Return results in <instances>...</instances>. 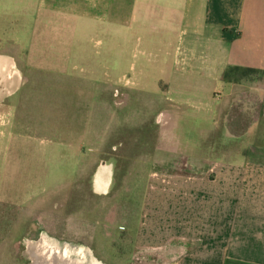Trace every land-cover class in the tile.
Segmentation results:
<instances>
[{
    "label": "crops",
    "instance_id": "obj_1",
    "mask_svg": "<svg viewBox=\"0 0 264 264\" xmlns=\"http://www.w3.org/2000/svg\"><path fill=\"white\" fill-rule=\"evenodd\" d=\"M10 17H33V31L45 39V48L57 31L74 30L69 19L96 24L112 38L103 56L112 51L115 59L129 57L137 79L152 65L163 75V107L148 125L143 156L130 151L101 160L86 184L96 198L109 196L124 169L117 161L128 157L139 161L135 179L146 176L141 195L134 178L125 186L130 201L140 200V211L121 204L126 216L115 229L114 264H264V162L229 148L235 140L245 149L263 144L262 121L254 119L241 136L231 134L224 118L226 92L217 93L218 87L229 89L228 68L264 72V0H0V29L12 24ZM0 57L12 61L0 62L1 105L18 94L23 77L18 66V75L12 71L15 59ZM219 119V134L208 139ZM12 137L2 154L5 177L15 160L35 155L30 143L39 141L24 132ZM44 141L46 158L55 159L60 142L46 138L39 144ZM224 144L229 152L216 154ZM27 186L38 190L31 183L12 189L20 192L24 211Z\"/></svg>",
    "mask_w": 264,
    "mask_h": 264
},
{
    "label": "rangeland",
    "instance_id": "obj_2",
    "mask_svg": "<svg viewBox=\"0 0 264 264\" xmlns=\"http://www.w3.org/2000/svg\"><path fill=\"white\" fill-rule=\"evenodd\" d=\"M10 19L12 24L0 29V54L17 61L14 74L18 75V66L23 85L17 95L0 105V264H28L23 241L38 238L42 231L88 247L97 258L114 264L118 252L114 247L119 246L114 242L115 229L121 215L126 216L121 204L128 209L131 203L136 214L140 211V200L130 201L125 186L134 178L141 195L146 176L135 179L133 170L139 161L128 157L117 161L124 169L117 172L116 188L109 196L96 198L86 184L101 160L112 161L130 151L143 156L146 133L151 135L152 130L148 125L155 124V114L163 107V75L152 65L137 79L129 57L115 59L112 51L103 56L112 38L103 35L96 24L69 19L74 30L46 37L52 45L45 48V39H38L39 33L33 31V17ZM226 84L227 91L217 89L218 94L226 92L225 125L229 119L236 126H246L257 118L262 121L259 129L264 136V72ZM222 121L219 119L208 139L217 137ZM20 132L34 134L39 141H59L57 146L52 144L58 154L55 159L46 158L48 141L39 144L36 140L30 143L35 155H22L19 163L15 160L5 177L4 147ZM223 146L217 145L215 153L229 152ZM230 146L231 152L243 151L252 160L264 162V143L245 149L235 140ZM23 183L38 188L30 192L31 186H27L25 211L20 208L24 204L19 202L20 192L12 190Z\"/></svg>",
    "mask_w": 264,
    "mask_h": 264
},
{
    "label": "water",
    "instance_id": "obj_3",
    "mask_svg": "<svg viewBox=\"0 0 264 264\" xmlns=\"http://www.w3.org/2000/svg\"><path fill=\"white\" fill-rule=\"evenodd\" d=\"M8 59L0 57V62L4 61L5 64L12 62ZM11 66L14 69V65ZM4 72L0 70V76ZM107 175L110 179V172ZM23 245L25 247L24 256L28 264H107L97 258L92 249L61 241L43 231L36 239H25Z\"/></svg>",
    "mask_w": 264,
    "mask_h": 264
},
{
    "label": "trees",
    "instance_id": "obj_4",
    "mask_svg": "<svg viewBox=\"0 0 264 264\" xmlns=\"http://www.w3.org/2000/svg\"><path fill=\"white\" fill-rule=\"evenodd\" d=\"M263 73L262 71H258L255 69H249V68H240V67H231L228 68L225 76H224V80L225 82H238L239 80H241L242 77H244L246 74H250V73ZM234 122V121H233ZM248 125V124H247ZM247 125H234L233 123L230 122V120L228 119L226 122V126L228 128V131L233 134V135H242L245 133Z\"/></svg>",
    "mask_w": 264,
    "mask_h": 264
},
{
    "label": "flooded vegetation",
    "instance_id": "obj_5",
    "mask_svg": "<svg viewBox=\"0 0 264 264\" xmlns=\"http://www.w3.org/2000/svg\"><path fill=\"white\" fill-rule=\"evenodd\" d=\"M39 236V235H38Z\"/></svg>",
    "mask_w": 264,
    "mask_h": 264
}]
</instances>
